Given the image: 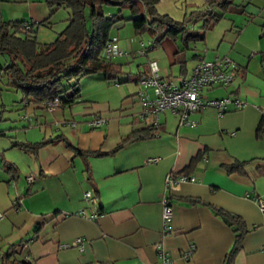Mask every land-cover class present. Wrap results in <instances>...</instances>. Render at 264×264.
Masks as SVG:
<instances>
[{
    "label": "crops",
    "instance_id": "obj_1",
    "mask_svg": "<svg viewBox=\"0 0 264 264\" xmlns=\"http://www.w3.org/2000/svg\"><path fill=\"white\" fill-rule=\"evenodd\" d=\"M202 3L159 0L156 7L181 19ZM236 4L235 12L244 14L243 21L232 22L224 31L213 57L234 59L237 76L226 88L204 92L209 98L227 96L229 101L222 111L206 106L190 112L188 117L197 121L194 126L180 124L176 111L164 109L158 113L155 134L128 140L108 154L88 155L87 171L83 156L61 141L43 145L36 153L12 142L63 134L81 149L110 151L133 129L151 125L150 118H139L138 84L132 90L121 89L115 80L109 93L104 88L109 80L90 73L80 78V97L71 104L60 102L49 110L43 102L21 98L11 106L14 113L5 118L9 122H0V251L9 243L24 241L21 253L35 264H159V245L170 264H223L235 225L217 213L215 207H220L239 215L246 228L232 264H264V215L254 199L264 196V135L256 134L264 106V0ZM53 13L48 14L45 0H0V22L20 19L51 26ZM109 36L125 57L145 54L161 44L141 52L139 43L134 50L132 40L119 43L121 35L115 30ZM167 44L164 56L169 64L158 60V74L175 82L198 59L213 58L205 48L194 47L192 53L185 52L181 67L175 55L180 44ZM150 60L135 72L123 70L127 75L120 81L147 73ZM144 91L153 96L151 88ZM238 97L247 101L244 107L236 108ZM96 116L105 121L93 127L89 121ZM152 157L156 160L149 161ZM5 161L15 165V176L5 170ZM237 162L244 163L242 172L226 170L225 165ZM170 171L194 179L166 189ZM85 190L91 192L89 200L83 198ZM163 195L172 205L169 232L162 227ZM81 210L98 216L83 217ZM77 237L83 239L82 248L65 245ZM190 244L194 249L184 257Z\"/></svg>",
    "mask_w": 264,
    "mask_h": 264
},
{
    "label": "trees",
    "instance_id": "obj_2",
    "mask_svg": "<svg viewBox=\"0 0 264 264\" xmlns=\"http://www.w3.org/2000/svg\"><path fill=\"white\" fill-rule=\"evenodd\" d=\"M158 1L45 0L49 15L59 7L66 9L64 27L50 41H42L37 37V26L42 21L41 23L20 19L1 21L0 89L2 83L7 89L19 91L22 100L28 102L41 103L47 98L57 96L59 103L71 104L80 97L79 79L82 76L99 73L103 78L115 81L120 74L125 73L122 63L114 61L112 57H105L103 49L107 42L111 41L109 33L112 25L120 20H130L134 32L138 35L145 32L151 34L153 40L147 49L157 45L165 36L176 41L179 38L181 43L175 55L178 56L181 67H184L185 52L190 47V41L204 39L207 30L222 18L226 11H236L238 6L233 0H203L200 7L189 10L181 19H175L167 13L158 12L156 7ZM244 6L239 5L240 12H243ZM124 9L129 13L124 14L122 12ZM197 21H200L199 25L193 28V24ZM140 75L128 79L137 82ZM156 131L153 125L133 129L129 137L122 139L110 151L81 149L63 134L39 141L12 143L36 153L43 145L61 141L74 154L83 156L86 162L85 169L88 171L86 160L88 155L111 153L128 140L145 138L155 134ZM256 134L264 135L263 115L257 125ZM243 164L237 162L227 164L225 167L229 172L232 170L242 172ZM5 170L13 176L16 175V167L11 162L5 161ZM215 209L225 221L235 225L232 246L223 258V264H232L246 228L239 215L220 207ZM23 246L24 241L9 243L0 251V264H35L33 260L22 255Z\"/></svg>",
    "mask_w": 264,
    "mask_h": 264
},
{
    "label": "built area",
    "instance_id": "obj_3",
    "mask_svg": "<svg viewBox=\"0 0 264 264\" xmlns=\"http://www.w3.org/2000/svg\"><path fill=\"white\" fill-rule=\"evenodd\" d=\"M154 37V36H153ZM151 37L144 43L139 41L141 52L145 51L152 42ZM125 51L120 49L113 41L107 42L103 49L105 57H113L118 54H123ZM149 71L143 73L137 79V84L141 87L137 92L142 109L139 112V118L147 120L150 118V124L157 126L158 113L164 109L176 111L179 115L180 124L194 126L197 121L190 119L188 114L202 107L212 106L222 111L226 102L229 101L227 96L221 98H209L205 95L206 90L216 87L226 88L233 83L237 76V63L228 55L215 56L211 59L200 58L191 67L189 73L183 76L179 82H175L171 78H162L158 74V67L154 60L148 62ZM145 88H151L153 96L150 97L144 91ZM59 104V98L53 96L43 101L45 108L52 110ZM236 108L244 107L247 101L238 97L234 100ZM261 113L264 116V106L261 107ZM105 118L101 116L94 117L89 124L93 127L103 123ZM74 125V122L71 121ZM149 161L156 160L155 157L148 158ZM194 177L185 173L168 172L165 176V188H176L183 181L193 180ZM91 192L85 190L83 198L89 200ZM259 210L264 215V196L259 195L254 197ZM161 219L162 227L165 232L171 230L170 221L172 216V205L166 195L161 198ZM83 217L96 219L98 216L95 212L86 213L84 210L79 211ZM1 216V213H0ZM65 245H74L82 248L83 239L77 237L70 243ZM159 264H170L171 259L167 252L158 245ZM194 249V245L190 244L189 248L183 253L184 257H188Z\"/></svg>",
    "mask_w": 264,
    "mask_h": 264
},
{
    "label": "rangeland",
    "instance_id": "obj_4",
    "mask_svg": "<svg viewBox=\"0 0 264 264\" xmlns=\"http://www.w3.org/2000/svg\"><path fill=\"white\" fill-rule=\"evenodd\" d=\"M234 3H240L242 0H233ZM191 8V7H187ZM190 9L187 10V12ZM124 14H128L129 12L127 9L122 10ZM66 15V9L63 7H59L54 13H53V19H52V24L51 26L49 25H41L39 24L37 26V37L39 40L42 41H50L53 40L56 37V34L58 31H60L65 24V20L63 19L64 16ZM244 14L235 12L233 10L226 11L224 16L220 18L210 29L207 30L206 36L202 40H197V41H190V47L189 50H187L190 53L193 52L194 47H196L198 50H203L204 48L210 53L209 55H216L218 52V47L217 44L219 43L222 34L224 33L225 30L234 22L235 24H239L243 21ZM121 26H116L117 22L114 23L111 27L110 30L113 29L115 30L119 36L120 33V38H118V42L122 43V41H130L132 40L133 45H134V50L137 51L138 48V43L140 39V35L136 34L134 32L133 26L131 24L130 20H120ZM200 21H197L196 23L193 24V28H196L199 25ZM128 32V33H127ZM128 34V35H127ZM142 41L144 43L147 42L149 39L147 33H142L141 37ZM174 42L176 43H181L180 39L178 40H172V38L165 36L161 40V44L148 50L145 54L144 53H138L135 52L134 55H129L128 57H125L124 55H115L112 57L113 60H120L123 62L122 64V69L123 70H132V72L137 71V68H142L143 63L147 61V59H152L158 64V60L161 62L162 65L167 66L169 63L166 61V57L164 56V50L166 47H168L167 43H170L174 45ZM120 45V44H119ZM207 47H204V46ZM122 46V45H120ZM127 50V49H126ZM206 51V52H207ZM132 60V61H130ZM191 61V60H188ZM187 66L189 67V63H187ZM158 68H160L159 64L157 65ZM163 72V71H160ZM95 74V73H94ZM92 73L91 77H96ZM91 75V74H89ZM126 77V74H120L118 78L115 80L118 82V85L120 86L121 89L125 88L128 90H132L135 88V85L137 86V83L134 82L133 80H126V81H120ZM102 79V78H100ZM99 80L97 78L95 81ZM104 81V80H102ZM80 83V79H79ZM110 84V85H107ZM104 88L108 87L107 91L109 93L113 92V89L115 84L114 81L109 80L107 83H105ZM102 92V91H100ZM22 95L19 91L14 90V89H7L5 85L1 83V89H0V122H9V120H6L5 118L7 115L12 111L10 110L11 106L15 107L16 104H19L22 102L21 100ZM4 104V105H3ZM15 104V105H14ZM14 109V108H13ZM14 112H11V114Z\"/></svg>",
    "mask_w": 264,
    "mask_h": 264
}]
</instances>
